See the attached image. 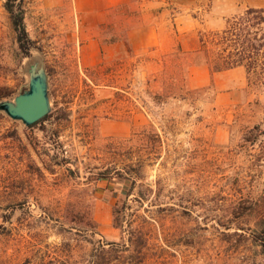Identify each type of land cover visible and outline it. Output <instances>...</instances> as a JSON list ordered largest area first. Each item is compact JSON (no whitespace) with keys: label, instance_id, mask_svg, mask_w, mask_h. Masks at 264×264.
I'll list each match as a JSON object with an SVG mask.
<instances>
[{"label":"rangeland","instance_id":"rangeland-1","mask_svg":"<svg viewBox=\"0 0 264 264\" xmlns=\"http://www.w3.org/2000/svg\"><path fill=\"white\" fill-rule=\"evenodd\" d=\"M4 2L0 93L38 60L52 109L30 127L0 113V264H91L138 231L140 264H264V81L186 59L264 0H23L28 54Z\"/></svg>","mask_w":264,"mask_h":264},{"label":"trees","instance_id":"trees-1","mask_svg":"<svg viewBox=\"0 0 264 264\" xmlns=\"http://www.w3.org/2000/svg\"><path fill=\"white\" fill-rule=\"evenodd\" d=\"M22 1L5 0L4 9L16 35L19 49L28 54L31 41L23 24ZM209 36L215 49L211 52L207 48L208 41L201 39L199 48L186 55V59H189L191 64L209 66L212 73L242 67L248 75L252 73L257 80L264 81V8H248L241 16L228 21L222 30L212 32ZM182 54L185 53L182 52ZM9 95L8 92L0 93V101ZM47 117L40 121H44ZM36 124L38 122L34 125ZM112 216L115 228H121L124 214L117 205L114 207ZM255 233L254 242L260 248L261 256H264V217L259 220L258 230ZM127 242L128 244L124 241L121 244L99 243L92 253L91 264H112L114 257L115 259H134L135 264L143 262L147 244L145 236L138 231V235L131 236ZM127 252L128 255L125 254ZM49 264H54V261H49Z\"/></svg>","mask_w":264,"mask_h":264},{"label":"water","instance_id":"water-1","mask_svg":"<svg viewBox=\"0 0 264 264\" xmlns=\"http://www.w3.org/2000/svg\"><path fill=\"white\" fill-rule=\"evenodd\" d=\"M27 88L11 99L0 101V113L13 121L30 127L51 112V99L48 91L47 73L38 60L26 67Z\"/></svg>","mask_w":264,"mask_h":264},{"label":"crops","instance_id":"crops-1","mask_svg":"<svg viewBox=\"0 0 264 264\" xmlns=\"http://www.w3.org/2000/svg\"><path fill=\"white\" fill-rule=\"evenodd\" d=\"M106 3V7L110 8V7H115V6H118L124 2H126V0H104ZM156 27H150L148 28L149 32H150V35H149V38H150V41H152L153 37H155V31H156ZM242 67H238V68H235V69H232V70H228V71H224L225 72H231V71H235L236 69H240ZM219 73H223V72H219Z\"/></svg>","mask_w":264,"mask_h":264}]
</instances>
